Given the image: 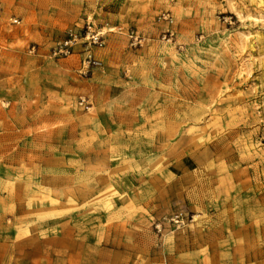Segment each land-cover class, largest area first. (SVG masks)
<instances>
[{"label": "rangeland", "instance_id": "obj_1", "mask_svg": "<svg viewBox=\"0 0 264 264\" xmlns=\"http://www.w3.org/2000/svg\"><path fill=\"white\" fill-rule=\"evenodd\" d=\"M85 22L94 63L52 57ZM0 196L29 240L105 218L137 264H264V0H0Z\"/></svg>", "mask_w": 264, "mask_h": 264}, {"label": "crops", "instance_id": "obj_2", "mask_svg": "<svg viewBox=\"0 0 264 264\" xmlns=\"http://www.w3.org/2000/svg\"><path fill=\"white\" fill-rule=\"evenodd\" d=\"M4 203L6 197L0 196V218L8 221V215L2 212ZM105 220L100 218L96 224L86 219V227L80 233L74 228L71 233L48 234L44 240L36 234H30L29 240V236H18L17 230L13 234L0 230L1 244L12 240L18 246V249L15 244L11 246L14 249L9 248L10 244L2 247L3 258L12 253L4 264H137L138 247L133 244L136 234L133 228H127L132 223L122 225L114 220L101 231L100 225L106 224ZM28 241L36 242L34 248L28 249ZM42 241L49 244L44 251L39 247Z\"/></svg>", "mask_w": 264, "mask_h": 264}, {"label": "built area", "instance_id": "obj_3", "mask_svg": "<svg viewBox=\"0 0 264 264\" xmlns=\"http://www.w3.org/2000/svg\"><path fill=\"white\" fill-rule=\"evenodd\" d=\"M13 21L16 22V20ZM103 43L104 40L101 31L95 29L90 22H85L79 29L71 28L67 30L65 37L51 48V56L54 58L67 57L74 52L77 44H82L85 52L83 62L86 64V67H88L91 63H94L90 54V47H101ZM84 101V98H80L79 104L82 105Z\"/></svg>", "mask_w": 264, "mask_h": 264}]
</instances>
